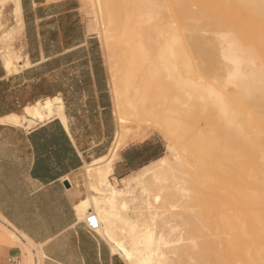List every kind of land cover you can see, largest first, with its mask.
I'll return each mask as SVG.
<instances>
[{
    "label": "bare ground",
    "instance_id": "6f19581e",
    "mask_svg": "<svg viewBox=\"0 0 264 264\" xmlns=\"http://www.w3.org/2000/svg\"><path fill=\"white\" fill-rule=\"evenodd\" d=\"M94 2L108 17L102 40L130 72L113 84L114 142L107 156L85 161L81 173L89 194L77 207L97 216L98 234L129 264H264V22L259 9L244 6L248 0ZM223 3L232 7H210ZM8 8L12 25L3 32ZM0 34L11 75L21 59L10 49L24 35L21 0H0ZM55 118L69 131L60 94L0 121L29 130ZM152 119L163 137H176L173 125L186 142L169 145L168 157L137 174L116 178L114 164L125 137L132 129L141 133ZM162 180L170 181L157 224L162 229L143 228L141 219L155 215L152 187ZM135 189L141 196L148 193L152 206L131 202ZM180 197L183 204L172 206ZM3 228L0 224L2 241Z\"/></svg>",
    "mask_w": 264,
    "mask_h": 264
},
{
    "label": "crops",
    "instance_id": "0c3cea01",
    "mask_svg": "<svg viewBox=\"0 0 264 264\" xmlns=\"http://www.w3.org/2000/svg\"><path fill=\"white\" fill-rule=\"evenodd\" d=\"M21 7L26 51L17 53L23 59L15 61L16 73L6 72L0 41V120L60 94L69 131L57 118L29 130L0 121V217L22 241L41 246V264H126L86 228L77 207L84 199L75 184L78 173L85 161L107 156L114 142L96 39L87 34L73 0H21ZM159 142L121 150L114 176L123 178L160 158ZM21 251L3 248L0 264H23Z\"/></svg>",
    "mask_w": 264,
    "mask_h": 264
},
{
    "label": "rangeland",
    "instance_id": "374dc122",
    "mask_svg": "<svg viewBox=\"0 0 264 264\" xmlns=\"http://www.w3.org/2000/svg\"><path fill=\"white\" fill-rule=\"evenodd\" d=\"M73 1H75L76 5L79 7V14L82 17V20H83L87 34L92 36V37H95V39H96V40H94L95 41L94 45H95V48L97 50H99V52H100L101 61L104 65V69H105L107 96H108V100H109L108 117L110 119L111 130L116 131L117 122L115 121L114 114H113L112 88H113V84H114L115 80L120 81V78L127 76L128 72H130V70L122 60H120L118 57H116V55L114 53H112V51L109 50V48L105 44L104 40H102L104 37V33H105V29H106V21H107L108 17L106 15H102V14L98 13V10L95 6L94 0H73ZM3 11H4L3 16L5 18V21L3 22V27H1V28L4 29V30H2L4 32L5 30H8L12 24L9 23V18H10L9 8L4 9ZM20 37H18L19 39L15 38V41L13 40L14 43H13V41H12V43H10L11 44L10 49H12V51H14L16 54L20 53L21 50L24 51V49L26 51L25 34L23 36H20ZM19 40H20V42H18ZM2 43H3L2 49L4 50V48H5L4 42L2 41ZM12 44H13V46H12ZM22 47L24 49H22ZM21 59H23V58H21ZM15 61L18 62L20 60H15ZM154 128L155 127H154V120H153V122L151 121L149 124H147L145 126L144 130L141 133H136L135 129H132L128 133V135L125 137L124 142H123L122 147H121V150L126 149L127 147H130L132 145L143 144V143L149 141L150 139H154L155 141H160L159 143H162L164 145V151H163L164 153L160 157V158H162V157H168L169 156V153H168V146L169 145L174 144L176 142L177 143H180V142L183 143V142H186V140H187L186 137H184L183 135H180L179 129H177V127H175L173 125L171 126V128L176 133V137L173 138V140L163 137L161 134L156 132L154 130ZM201 128L204 131L207 129V122L206 121L201 122ZM94 132L98 133V127L97 126H95V128H94ZM114 135H115V133H114ZM160 158H158L157 160H159ZM157 160L153 161L152 163H150L146 166H152L154 164V162H156ZM141 169H139L138 171H136L134 173H131L128 176L137 174L138 172H140ZM81 172H82V170L78 173L77 178L75 180V184L81 190L84 197H86L89 193H88V189L86 188V185H84L85 179H84V176L82 175L83 173H81ZM169 183H170V181L162 180L160 182H156L154 184V186L152 187V197H151L152 202L151 203L153 206L152 205H149V206L153 207V212H155V215H153L150 218L141 219L140 224L143 228L149 227V228H153V229L155 228L158 230L162 229V226L161 227L157 226V224L159 222H161V219L164 216V213H163L164 207H165L164 205L166 203L165 191H164L165 188L164 187ZM141 195H140V192L137 189H135L133 196H131L133 198V200L131 202H133L134 204H137L140 207H145V206L149 207L147 204L148 201H146V200H148L147 199L148 193H147V195L145 193L143 196H141ZM145 196H146V198H145ZM132 198H130V200ZM183 200L184 199L181 197L173 200L172 206L179 207L180 205L183 204ZM86 216L87 215L82 212V217H83L82 221L85 220ZM0 224L5 226V228H3V230H2V233L3 234L5 233L6 236L8 237L7 238L5 236L6 238L4 237V239L9 241V242L4 241V240L2 241L0 239V251L5 247H9L12 249H20V250H22L21 256H22L23 264H29V263L35 264V261L37 259L39 261V264L42 263L44 256H43L42 251H41V246L33 245L28 240L24 241V239H23V241H22L21 236L16 231L11 229L7 225V223H5L3 221V219L1 217H0ZM124 235L125 234L122 231L118 230V238L119 237L122 238ZM14 236H16V237L18 236L19 239H16V238L13 239ZM110 246L111 245H109V247ZM123 259H124L126 264H129L125 260L124 257H123Z\"/></svg>",
    "mask_w": 264,
    "mask_h": 264
},
{
    "label": "snow or ice",
    "instance_id": "6c2138e0",
    "mask_svg": "<svg viewBox=\"0 0 264 264\" xmlns=\"http://www.w3.org/2000/svg\"><path fill=\"white\" fill-rule=\"evenodd\" d=\"M244 6L253 8V9H259L260 18L262 22H264V0H248V2ZM210 7L229 9L232 7V5L230 3H223L219 5H212ZM225 115H227L226 112H225ZM92 222L93 224H95V219H93Z\"/></svg>",
    "mask_w": 264,
    "mask_h": 264
},
{
    "label": "built area",
    "instance_id": "2783aa9c",
    "mask_svg": "<svg viewBox=\"0 0 264 264\" xmlns=\"http://www.w3.org/2000/svg\"><path fill=\"white\" fill-rule=\"evenodd\" d=\"M93 219H95V224H93ZM84 224L86 226V228L91 232V233H94V234H98L97 230L99 229L100 227V223L98 222V219H97V216L90 212L87 217L85 218L84 220ZM12 263H17V264H20V259H17L16 261L15 260H10Z\"/></svg>",
    "mask_w": 264,
    "mask_h": 264
},
{
    "label": "water",
    "instance_id": "95a60500",
    "mask_svg": "<svg viewBox=\"0 0 264 264\" xmlns=\"http://www.w3.org/2000/svg\"><path fill=\"white\" fill-rule=\"evenodd\" d=\"M68 186V184H66Z\"/></svg>",
    "mask_w": 264,
    "mask_h": 264
}]
</instances>
